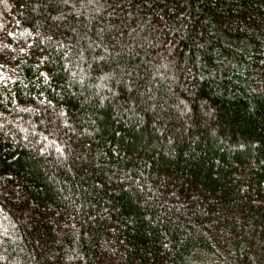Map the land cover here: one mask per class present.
Returning <instances> with one entry per match:
<instances>
[{
    "label": "trees",
    "instance_id": "trees-1",
    "mask_svg": "<svg viewBox=\"0 0 264 264\" xmlns=\"http://www.w3.org/2000/svg\"><path fill=\"white\" fill-rule=\"evenodd\" d=\"M0 264H264V0H0Z\"/></svg>",
    "mask_w": 264,
    "mask_h": 264
}]
</instances>
